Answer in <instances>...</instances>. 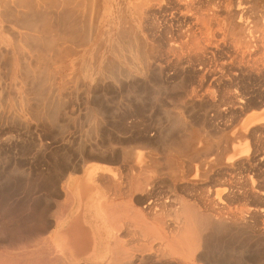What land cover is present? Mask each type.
<instances>
[{"label":"rangeland","instance_id":"obj_1","mask_svg":"<svg viewBox=\"0 0 264 264\" xmlns=\"http://www.w3.org/2000/svg\"><path fill=\"white\" fill-rule=\"evenodd\" d=\"M113 1L120 3L121 7L119 9H123V0ZM172 1L163 2L161 4L162 8L157 5L156 1H152L150 6L140 8L142 15L135 16V19L132 14L126 13L125 16V21L129 23L131 28L138 30L139 33H141V27H143L148 45L151 44V48H154L153 60L151 61L153 66L150 64V70L153 73L155 72L156 75H152V71H149L147 75V77H152L147 78L150 89L148 95L150 101L148 102L151 103L150 106L154 105V108L149 109L148 115H137L138 118H136V115H133V117L136 116L134 118L130 117L129 123L134 122L139 127L137 125L134 127V124L130 125L129 133L131 132L132 135H130L135 137V132L138 133L139 131L137 129H141V120H145L144 123L147 125L146 129L149 130L147 132L151 139L156 136V131L160 130L162 132L161 129L163 128V134H161L165 145L173 142L174 138L175 141H178L183 136L182 132L178 128L171 127L172 121L170 120L172 119L170 118L174 115H167L174 113L179 114V117L192 128V137L194 136L197 140L193 138L194 142L191 152L189 151L190 153L178 155L175 147V150L173 148L168 149L163 144V149L168 150L162 151L160 148H156L158 150L154 149L156 152L153 150L159 160L157 169L162 172L160 174L154 173L157 169L153 168V171L155 170L153 172L151 168L146 173L147 178L153 179L154 191L163 192V199L170 197L171 194L178 195L177 204L175 202L171 203L172 206L171 204L166 205L167 208H163L166 212L163 211V214H169L167 216L171 220L176 219L175 221L181 222L182 225L180 224L181 227L179 226L172 233L164 231L163 236H167L172 241L164 242L161 246L155 240L156 237H159L161 231L148 226L141 217V212L144 211L143 205L146 203L137 204L135 197H133L136 196L133 189L136 178H134V175L125 177L126 168L121 167V164L110 167L98 165L101 168L118 171L121 177L116 181L114 180L116 183L111 181L108 184L109 186L111 184V186L110 188L107 186V189H105L102 179L99 177L94 178L92 183L87 184L90 185L89 188L92 187L93 191H86L90 194L80 195L81 200L79 203L82 208L94 209V218L97 221L95 233L100 239H109L111 244L108 248L109 259L105 264H131L132 262V264H166L167 262L170 264H264V0H195L196 2L193 3L195 5L191 4L190 0ZM197 1H199V4ZM129 3L131 4H129V9L133 11L135 2L133 6L132 1ZM173 3L174 8L171 6ZM196 4L201 6L198 7ZM90 5L91 2L84 1L81 10L84 13L82 16L84 19L82 20L89 17ZM206 5L209 7H206ZM202 7L205 9L201 10ZM206 8L208 10L211 8L210 12L212 13H207L209 11ZM191 9L195 11H191ZM159 13L163 16H160ZM171 13H177L175 15L178 17ZM197 13L199 14L197 15ZM213 14L214 16H212ZM206 15L205 24L203 19L206 18H203V16L206 17ZM211 17H215L214 20L210 19ZM172 19L173 21H171ZM211 21L213 22L212 27L209 26ZM159 22H162V24ZM151 23L153 26L156 24V30L151 27ZM157 25H159V28ZM240 25L244 27L243 30L239 28ZM148 27L152 28L150 29L151 32L146 30L149 29ZM161 29L165 32H162ZM239 30L244 32L241 34ZM160 32L166 40H168L166 37H169L172 41L170 39L169 42H166L164 37H161ZM149 35L152 36L151 39ZM241 35L247 40L250 47L242 45L244 40ZM157 37L160 40H157ZM240 39L243 40L241 41L243 43H240ZM72 42L74 41L68 40L69 45ZM162 43L164 49L161 50L160 44ZM171 46L177 47V49L171 48ZM76 50H80V48ZM94 50L96 51L95 48ZM158 54L163 60H160ZM158 64L163 68L161 79L156 74L158 73V71H155L157 69L153 70ZM3 68V61H0L1 73H4ZM71 72V70L67 71L69 74ZM20 85H22L21 81ZM125 90L121 91L125 94ZM121 91L116 96L115 94L109 95L110 97L112 95V99L115 97L114 102H124L126 97ZM161 93H163V96ZM155 104L159 106L158 109H156ZM161 112L163 115H161ZM70 116L73 120L75 118V121L78 119L76 123L72 124L73 126L71 125V129L69 128V132L73 133L71 135L72 139L77 140L79 138L78 132L82 130L81 127H78L80 126L78 122L83 120V115ZM114 116H105V125L102 129L105 131L109 129L114 132L117 129L118 131V127L114 128L113 125L118 121L119 115ZM158 121L161 125L158 124ZM119 127L122 130L119 129L121 132L118 131V134L117 132L116 134L119 137H124L122 133L126 131L127 127L121 125ZM132 127L134 130H132ZM159 127L161 128L159 129ZM30 130L32 131H30L31 136L28 135L30 132L23 131L26 136H29L28 139L22 134L21 130L15 131V129H12L9 134L11 136L15 134L19 137L14 136L16 140L10 139L9 142L3 143L4 137L7 139L9 135L6 133L7 129L5 131L3 129V133L6 135L2 138L1 146L5 148L6 154L0 157V166H3V169L6 167L5 170L14 166L18 169L19 166L18 170H22L21 172L26 174L27 177L20 182L13 183L17 184V187L19 186L20 191L17 195L0 197V264H65L61 253L50 242L49 230L54 221L63 217L73 206L72 199L69 195L67 197L62 194L54 196L48 194L55 188L59 190L60 186L56 182L55 185L50 184L53 182L49 180L51 178L50 174H52L51 166L48 167L44 159L40 160V154L38 153L40 149L35 140L36 137H34L37 133L34 128ZM178 133L179 136H182L176 138ZM130 135L127 134L126 136ZM165 139L169 141L167 142ZM17 140L19 141L17 142ZM20 140L23 142H20ZM12 141H15L14 146H12ZM27 146L33 148L29 149ZM19 147L27 149L22 153ZM59 147L58 143L52 144L49 151L54 152ZM31 149L33 150L31 151ZM160 151L162 154L159 153ZM37 156H39V159ZM37 160L40 161L37 162ZM170 163L179 164L181 169L177 168L176 170L175 167L170 168L171 170L167 169ZM227 164H230V167ZM171 171H174V174L177 172L178 175H173ZM49 172L51 173L47 174ZM187 172H189V175ZM199 175L201 176L199 177ZM46 179L50 182V185ZM173 179H175L174 182L176 180L178 182L174 183ZM169 183L171 191L167 187ZM41 185H43V188ZM51 185L55 188L52 186L50 189ZM162 186L164 187L162 188ZM29 187H33L34 190L26 195L24 189ZM36 187H39L40 192ZM40 187L46 189L42 190ZM194 208L195 211L193 212ZM232 213L237 217L239 215L242 217L243 232L229 233L227 231L228 233H224L225 230L220 231L221 233L217 232L218 235L212 228H209V230L208 228H198L191 222L192 216H203L201 214L208 215L212 219L221 216L222 219L225 218L226 220L233 215ZM228 214L230 215L228 216ZM175 235H177V239ZM184 236H186V241ZM179 237L180 239H178ZM164 253L166 254L164 255ZM128 255L130 259H128ZM126 256L127 258L124 259ZM153 256L155 257L153 258ZM145 260L149 261L146 262Z\"/></svg>","mask_w":264,"mask_h":264},{"label":"bare ground","instance_id":"obj_2","mask_svg":"<svg viewBox=\"0 0 264 264\" xmlns=\"http://www.w3.org/2000/svg\"><path fill=\"white\" fill-rule=\"evenodd\" d=\"M84 1L85 0H0V21L2 20L3 23H8L9 25V27H7L6 30H4L5 28L3 29L0 26V61L1 62L3 61V65H4V68H3L4 73L3 72L1 73L0 71V157L6 154L5 148L1 146L2 138L4 137V135H6L3 132L6 129H7L6 133L8 134L11 133L12 129L13 130L15 129V131L21 130L22 134H24L23 131L25 132L27 131L28 133L31 131L30 129L34 128L35 129L34 131H36L37 133V135L34 137H36L35 140L37 141L38 148L40 149L38 152L40 154V160L44 159L48 167L51 166V169H52V174H50L51 172L47 174H50L51 178L49 180L53 182L50 183L47 180L48 178L46 179V181H48V184L50 183L54 185L56 182L60 186V189L57 190L55 186L51 185L50 189L53 186L55 190L53 191L51 190V192L48 193L50 196L60 195V194L66 195V196L67 195L74 196L75 194H85L86 191L91 192L93 191V189L92 187L89 188L90 185L88 186L87 184L92 183L93 182L92 180L97 177L102 179L103 185L105 189H107L106 187L109 186L108 184L111 183V181L116 183L115 182L116 179H120L121 174H119L118 171L111 170L108 168H101L98 165H105V166L110 167L112 165L115 166L117 164H121V167L124 166L126 168V169L124 168L126 170V173L124 174L125 177L129 175H130L129 177H131L132 175H134V178H136V181L133 185V189L135 191L136 196H133V197H135L137 204L146 203L145 205H143L144 211L141 212V217L144 219L145 223L148 226L161 231V234L159 235V237H156L157 239L155 240L158 241V243L161 244L162 246L164 242L168 243L172 241V240H169L167 236L165 235L163 236V232L167 231V232L172 233L173 230H175L176 228H179V226L181 227L182 225L181 222H176L175 221L176 219L171 220V218L167 216L169 214H166V215L163 214V211H165L163 210V208H167L166 205H170L171 203H175V202H176L175 204H177L178 195L175 196L176 194H173V195L171 194V196L173 197L170 196L171 197L170 198L168 196L163 199V192L160 191L161 192L160 193V192L154 191V185L152 181L153 179L151 180L150 177L149 178L146 177V173L148 169L150 170L152 168L151 169L152 171H153V168L157 169V165L159 162L158 158H156V155L153 152L154 151L156 152V150H158L156 148H160V150L162 149V151L165 150L163 149V144H164L163 137H162L163 128L161 129L162 132H160V130L156 131V136L153 137L154 139L153 138L151 139V136H149L148 134L149 130L146 129L147 125H145L144 123L145 120L144 121L141 120L142 121L140 125L141 129H137L139 131L138 133L135 132V137L131 136L132 135L131 132L129 133V128L131 129L130 125L134 124V122L129 123L130 117H133V115H136V116L137 115L138 116L148 115L149 109L152 107L154 108V105L150 106L151 103L149 104L148 102L150 101L148 99L150 89L148 85L149 80L147 81V78H152V77H147V75L149 71H152L150 70V67L153 66L152 65L153 63H151V61L153 60V53H154L153 49L154 48L153 49L151 48V44L150 46L148 45L145 33L143 31V27H141L142 30H141V33H139L138 30L134 29L133 27L131 28L129 23L125 21V16H126V13L129 15L132 14V17H134L135 19V16L137 17L139 15H142L140 11V8L142 6L143 7L150 6V3L152 1L153 2L156 1L157 5L161 7L162 6L161 4L165 1L167 2V0H123V3H122L123 9H119L121 7L119 5L120 3L118 4L114 2L113 0H87L91 2L89 17L88 18L85 17L86 19L82 20L84 19V17L82 18L84 13L81 10L84 6ZM131 1H132V6H133V3L135 2V5L133 6V9H134L133 11L132 10L130 11L129 9L131 5L129 2ZM174 1L175 0H173L172 2ZM181 1L183 2V0ZM190 2L191 4H193L196 1L190 0ZM197 2L199 4V1ZM207 5L206 7L210 6V5L209 6ZM171 6L173 7L174 3ZM176 6H177V3H176ZM199 6L201 5H198V7ZM204 7H202L201 10H204L205 9ZM211 8H209V10L208 8H206V10L209 12L207 11L205 12L212 13L210 12ZM191 11H195V10L191 9ZM171 14L175 15L177 13H171ZM198 14L199 13H197V15ZM152 15H155V14H152ZM160 16H163V15H160ZM212 16H214V14ZM203 18H206L205 20L203 19V21L205 22L207 20V15L206 17L203 16ZM213 18L215 17H211L210 19H213ZM188 19L186 20L188 21ZM171 21H173V19ZM157 23L158 22L156 21V24ZM156 24L154 25L156 26ZM160 24H162V22ZM211 24H213L212 21L209 22V26ZM155 26H153L152 24L151 27L155 29L156 28ZM158 26L159 25H157V27ZM212 26L213 25H211L210 27ZM239 28H241L242 30L244 29L242 25H240ZM150 29L152 28H149L146 30L149 31ZM165 31H166V27H165ZM165 31H162V32H165ZM162 32H160L161 37L163 36ZM167 32H168V29H167ZM242 32L240 31L241 34ZM3 34L9 35L11 37L12 49L6 48L7 46H5L6 45L5 43H3V38H1L3 37ZM151 37L152 36H150L149 38L151 39ZM178 37H177V40H178ZM166 38H168V40L171 39V38L169 39V37H166ZM241 38H243L244 41L240 39V43L244 42L242 45L249 46L247 40H245L242 35H241ZM158 39L159 38L157 37V40ZM210 39H213V38H210ZM68 40H71L74 42H72V44L69 45L70 43H68ZM168 40H166V42H169ZM81 41H82V44H81ZM210 44H211V40H210ZM160 45H161L160 49L162 50L163 43ZM79 48L80 50H76ZM94 48L96 49V51L94 50ZM171 48L177 49V47H173V46H171ZM158 57H159V54H158ZM159 58L160 60H163L161 59V57ZM162 69L163 68L160 64H158L156 67L153 68V70H155L156 72L158 71V73L156 74L159 75L160 79L163 74ZM68 70H71L72 72L69 74L67 73ZM151 73H153V71ZM152 75H155V72ZM20 81L22 85H20ZM155 86H158V85H155ZM121 90H125V94ZM120 91L125 95L126 98L124 99V102L119 101L118 103H116L113 101L115 97L113 96L114 97L113 99L111 97L113 94H115V96L116 94L118 95ZM110 94H112L111 97L109 96ZM161 94L163 96V93ZM159 99L161 98L159 97ZM191 102L193 101L191 100ZM155 107L156 109H158L159 106H156L155 104ZM192 108H191V111H192ZM189 111H190V108H189ZM162 112H161V115H163ZM158 114L160 115L159 112ZM70 115H83V120L81 121L79 120L78 122L80 124V126L78 127H81L82 130L78 132L79 138L77 140L72 139L71 135H73V133L69 132V128L71 127L72 124H74V122L76 123L78 119L75 121V118L73 120V118ZM106 115L107 116L108 115H113V116L119 115L118 118L116 117L118 121H116V123L112 125L114 126V128L118 127V131L122 130L119 127L120 125L122 127H127L126 131L122 133L123 134L122 136L124 137H119L117 135L118 134L117 129H116L117 134L116 132L110 131L109 129L108 131H105L104 129H102L105 125L104 119ZM167 115H174L173 117L171 116L172 118L169 117L170 119H172L170 120L172 121L171 127L178 128V130L182 132L183 136L182 135H181L182 137L179 136V133H178V137L176 138L181 137L180 140L175 141V138H174V141L172 139L173 142L167 143L166 145L164 144V146L168 149L170 148H173V150L176 149L175 151H177L178 155L185 154L189 151L191 152L192 144L194 142L193 141L194 136L192 137L193 135L192 128L189 127V125H187V123H185L181 117H179V114L174 113V114H167ZM138 116L136 118H138ZM111 119L113 118L111 117ZM158 124L161 125L160 122ZM136 125L134 124L133 126L135 127ZM2 128L4 129V131ZM160 128L161 127H159V129ZM132 130H134L133 127H132ZM31 132L28 133V135L30 134L31 136ZM127 134L128 135L131 134V135L126 136ZM9 135L7 139L6 137H4L5 140L3 139V143H5L6 141L9 142L10 139L16 140L15 139L16 136L19 137L18 135L15 136V134H14L15 137L11 136V134ZM26 137H28L29 139V136H26ZM194 139L197 140V138H194ZM165 140H167V142L169 141L168 139H165ZM18 141L19 140H17V142ZM21 141L22 140H20V142ZM14 143L15 141L13 142L12 146H14ZM55 143L59 144L60 146L59 149L56 148L57 150H55L54 152L49 151V147ZM19 148L22 153H24L27 149L24 147H19ZM30 148H33V147H29V149ZM29 149L27 150V152L29 151ZM32 150L33 149H31V151ZM159 153L162 154L161 151ZM195 155L197 156L198 154H195ZM38 157L39 156H37V158ZM187 158H188V155H187ZM35 159H34V162H35ZM40 160H37V162ZM0 162H1V158H0ZM227 166L230 167V164L229 165L227 164ZM2 167L3 166H0V197L5 196V195H17V193H19L20 191L19 186L17 187V184H13V183L20 182L21 180H23V178L26 179L27 177L26 174L21 172L22 170H18L19 166H18V169L14 168L15 167L14 166L11 169H9L8 167L7 170H5L6 167L5 169H3L4 167L3 168ZM172 167H175L176 170L177 168L181 169V166L177 163H174V164L170 163V165L168 164V168L167 167L166 168L171 170L170 168ZM157 171L154 173L160 174V172H162L160 169H157ZM171 172H173L172 174L175 176L178 175L177 172L175 174H174V171H171ZM189 172H187V174ZM200 176L201 175H199V177ZM182 177H184V175H182ZM186 177L188 176L186 175ZM174 180L175 179H173L172 181L174 182ZM177 180L175 182H178ZM161 182L159 183L163 185V183ZM41 187L43 188V185H41ZM41 187L40 189H42ZM159 187L161 186L159 185ZM163 187L164 186H162V188ZM167 187H169L170 188L169 191H171L170 183L168 184ZM38 188L37 190H39ZM47 188L49 189V187ZM45 189H42V190H45ZM33 190H34L33 187H29L27 189H24V193L28 195ZM46 191H49V190H46ZM128 191L130 192V190ZM172 193L174 192L172 191ZM172 205L173 204H171V206ZM194 211H195V208L193 212ZM230 214H228V216ZM201 215L203 216H200V215L192 216V219H191L192 224H194L198 228H203V229L208 228V230L209 228H212L213 231L216 232V234L218 235L219 233L217 232L225 231V230L226 231L224 233L238 232V231L240 233L244 231V228L242 227V224H243L242 217H241L242 212H241V216L239 215V217H237L233 214L230 216V218L227 217L228 219L226 220L225 218L222 219L221 216L219 218H217L218 217L217 216L216 218L212 219V217L209 216L210 217L209 218L208 215H204V214H201ZM176 236L177 235H175V237ZM184 237L186 241V236ZM178 239H180V237ZM196 239H197V236H196ZM139 245L141 246V244ZM165 254L166 253H164V255ZM154 257L155 256H153V258ZM126 258L127 256L124 259ZM128 259H130L129 255H128ZM117 261H118V258H117Z\"/></svg>","mask_w":264,"mask_h":264},{"label":"crops","instance_id":"obj_3","mask_svg":"<svg viewBox=\"0 0 264 264\" xmlns=\"http://www.w3.org/2000/svg\"><path fill=\"white\" fill-rule=\"evenodd\" d=\"M0 26L4 30L9 27L2 20ZM1 38L6 48L12 49L11 37L3 34ZM85 194L71 196L73 206L63 217L55 220L49 230L50 242L61 253L65 264H105L109 259L111 244L108 238L100 239L95 233L94 209L82 208L79 203V196Z\"/></svg>","mask_w":264,"mask_h":264}]
</instances>
